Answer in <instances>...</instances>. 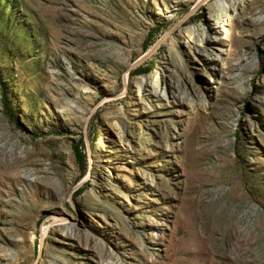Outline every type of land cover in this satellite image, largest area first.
Instances as JSON below:
<instances>
[{
  "label": "rangeland",
  "instance_id": "1",
  "mask_svg": "<svg viewBox=\"0 0 264 264\" xmlns=\"http://www.w3.org/2000/svg\"><path fill=\"white\" fill-rule=\"evenodd\" d=\"M230 2L0 0V264H264V0Z\"/></svg>",
  "mask_w": 264,
  "mask_h": 264
},
{
  "label": "bare ground",
  "instance_id": "2",
  "mask_svg": "<svg viewBox=\"0 0 264 264\" xmlns=\"http://www.w3.org/2000/svg\"><path fill=\"white\" fill-rule=\"evenodd\" d=\"M234 1H238V0H234ZM219 2L225 7H229L231 5L230 0H219ZM219 4V3H218ZM260 19H264V14L259 16ZM203 32H204V38L202 40V44L200 45L203 48H200L199 46L197 47L198 50L201 53H207L208 48L212 45V43H214V41L216 39L219 38V33L215 28L212 27H204L203 28ZM124 94V93H123ZM75 103V102H74ZM63 221V220H62ZM68 228H67V236H69L70 238L73 237V232L76 230V223H69L68 224ZM99 227V226H98ZM75 235V234H74Z\"/></svg>",
  "mask_w": 264,
  "mask_h": 264
},
{
  "label": "trees",
  "instance_id": "3",
  "mask_svg": "<svg viewBox=\"0 0 264 264\" xmlns=\"http://www.w3.org/2000/svg\"><path fill=\"white\" fill-rule=\"evenodd\" d=\"M152 32H154V29L151 31V33H152ZM141 72H143L142 69H139V70L137 71L138 74H140ZM2 102H3V105L5 106V109L12 113L13 111H12V108H11V107L9 106V104H8L7 97H3ZM75 149H76L77 156L81 159L82 153H81V151L79 150V147L76 146Z\"/></svg>",
  "mask_w": 264,
  "mask_h": 264
}]
</instances>
